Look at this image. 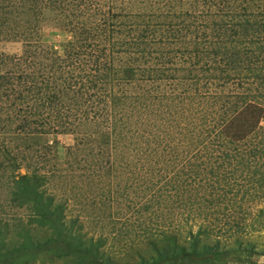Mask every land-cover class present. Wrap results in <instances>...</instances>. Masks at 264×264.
<instances>
[{
    "label": "rangeland",
    "instance_id": "obj_1",
    "mask_svg": "<svg viewBox=\"0 0 264 264\" xmlns=\"http://www.w3.org/2000/svg\"><path fill=\"white\" fill-rule=\"evenodd\" d=\"M247 6L252 19L260 14L264 20V0ZM222 7V0H0V77L9 79L0 89V148L15 143V176L36 173L38 190L63 204L59 231L105 238L101 253L112 263L138 264L154 255L147 239L152 230L168 236L167 245L170 236L189 246L199 235L201 244L225 250L253 247L243 258L264 264V112H255L264 95L248 100L255 105L249 110L242 103L257 85L248 68L264 66V52L250 44L242 72L221 75L214 54L201 63L208 71L194 72L201 68L197 47L184 43L202 46L204 33L216 36V23L228 19ZM151 29L161 30L154 41ZM83 39L94 55L114 56L122 77L125 67L136 65L132 56L141 57L136 66L149 78L116 76L100 94L98 87L69 85L66 60ZM131 41L140 42L139 52L125 50ZM160 68L162 78L149 74ZM172 73L181 78L168 77ZM40 74L43 90L31 94L27 88L35 83L26 77ZM31 105L45 111L37 117L43 125L25 128L22 117L33 112ZM251 125L256 128L245 139L227 144L226 132L242 136ZM12 182L0 173V245L10 256L28 246L29 235L59 238L58 228L33 221L28 204L11 201ZM17 255L1 264L76 263L54 257V250L34 252L32 259Z\"/></svg>",
    "mask_w": 264,
    "mask_h": 264
},
{
    "label": "trees",
    "instance_id": "obj_2",
    "mask_svg": "<svg viewBox=\"0 0 264 264\" xmlns=\"http://www.w3.org/2000/svg\"><path fill=\"white\" fill-rule=\"evenodd\" d=\"M57 1L58 0H56V2ZM250 2L255 3V0H222L223 14L228 19L223 23H216V25H218V33L216 36L209 40L207 38V34L204 33L205 37L201 38L206 39V41L202 46H197L195 44L198 40L190 39V41L184 42L187 46L194 44L197 47L194 52V58L197 60L196 64H199L201 68L196 67L194 72H204L205 69V71H208L206 64L202 65L201 63L206 57H209V55L211 56L212 54H214L211 57V61L213 63L221 60V67L218 65V67H216L221 75H224L225 70H232L236 73L242 72V70L245 68L243 58L246 53H251L250 48H248L250 44L255 45V49H260L264 52V20L260 18V14L252 19L254 13L247 6V4L249 5ZM121 14L122 13L113 14V16H115L112 18L114 19ZM169 16L172 27L177 25V22L170 13L168 17ZM183 23L186 24L185 21H183ZM170 24L168 25L170 26ZM111 25H115V23ZM88 29L95 30V26L91 29L88 27L87 30ZM151 31L154 35L152 38L154 41V38L157 37L158 34L156 32H160L161 30L151 29ZM114 32V29L110 30V38H112ZM89 33L90 32L88 31L87 35H89ZM245 36L248 38H245ZM215 37L217 40H215ZM88 38L90 37L86 36V39ZM86 39H83L84 41L82 44L78 46L79 49L74 47L72 48L71 53H69L68 59L66 60L65 73H69L67 76V81L70 83L69 85H79L80 89L86 88V91L98 87V93L100 94L103 90L107 89L105 85L111 83L110 81H112V79L115 80L116 76L118 80L128 82H131L132 80L139 77L141 73V75H145V77L149 78V76L146 74L147 71L144 68L136 66L137 62L142 60L140 59L141 57L132 56V58H134L132 62L136 65L125 67L122 70L124 74V77H122L117 71L115 57H107L106 54H103L104 56L102 55L101 57L94 55V50L92 49L91 44L86 42ZM193 41L194 43H192ZM139 49L140 42L131 41L125 50H137L139 52ZM144 51L145 50H141L140 53H144ZM0 65H3V59H1ZM248 70L252 75L250 79H252V82L255 85L257 84L255 88L252 87L248 90L249 92H247L245 96H242V103L247 101V109L249 110L253 104H250L248 100L254 102V99L261 98L264 95V66H261L258 69L249 67ZM149 74L154 75L157 78H162L165 75V73H161V68L158 70H151ZM43 76L45 75L40 74L37 77L27 76L26 78H32L35 83V86L29 85L27 91H29L31 94L35 93V89L37 90L36 92L42 91L44 84L43 82L42 84L39 83L40 81H44ZM194 76L198 77L197 73H195ZM227 76L229 77V75ZM168 77L175 78V80H177V78H181L179 75H174V73L170 74ZM22 78L23 76L20 77V79ZM0 79L2 80V83H0L1 89V85L4 83L3 81H5V79H7L6 81H9V79L3 74H1ZM78 81H80V83ZM99 83L100 85H98ZM66 85L67 83H65V87ZM253 91H255L256 94H253ZM178 98L180 99L179 95ZM19 99H22L20 94ZM35 101L36 99H34V102ZM252 107H255V105ZM29 108L30 111L33 112H28L26 113V116L22 117L23 126L26 128L28 126L32 127L33 125H43L41 122L37 124V117H42L45 111L39 109V105H31ZM255 110L256 114L261 115L260 111L264 112V106L260 104L259 107H255ZM257 111H259V113ZM9 119L10 116H8V120ZM21 126L22 125H20V127ZM123 128L124 127H122V129ZM255 128V125H251L250 128H248V131L244 132L242 136H240V134L238 135L232 130L226 132L225 137H227L229 141L227 144H233L235 142L242 141V139H245L247 134L251 133L252 130H255ZM122 134H120V136ZM0 152H2V154H0V173L4 175L5 179L12 180V183L14 184L12 190L13 197L11 201L21 207L28 204L27 208L31 210L33 221L41 226L58 228L59 231L60 227L57 226L58 224H62V221L65 217V208L63 204L60 202L54 204V198L45 197L44 194L38 190L40 185V177H38L36 173L24 174L20 177L15 176L13 173L14 170L20 167L19 164L14 163L18 158L16 157L17 149L15 143L12 147L5 144V146L0 148ZM9 168L13 169L11 176L9 174ZM147 234V239L152 244V249L155 254L148 258L143 257L138 264H230L232 259L236 260V262H239L240 264H255L250 260L252 257L251 255H246V258H243V256H245V252L250 253L254 251L253 247L245 249L239 247L234 250H225L222 249L219 244H201L202 240L199 239V235L193 236L192 241L189 242V246H182L176 241V236H170V243L167 245L165 242L167 241L168 236L161 239L158 237V234H154L152 230L148 231ZM57 235L59 238L56 236L47 237L50 240L48 239L45 242L43 240L36 241L32 236L29 235V238L32 239V241H26V244L28 242V246L25 248H21V246L14 248L12 250L11 256L7 254L8 252L3 253V251H5L4 247L0 245V264L1 262H7L8 259H11L13 262L16 261L20 256L17 255L18 253L23 255L26 254L30 259H32L34 252L45 255L48 254V252L51 254L52 250H54V257L61 259L65 258V262L69 259L71 260V258L74 257L76 261L75 264H117L115 262H110L109 258H104V255L101 253V249L107 241L105 238L85 240L82 235L74 234L71 229L65 231L62 229L61 232H57ZM33 240L36 242H33ZM231 255H233L234 258H230Z\"/></svg>",
    "mask_w": 264,
    "mask_h": 264
}]
</instances>
